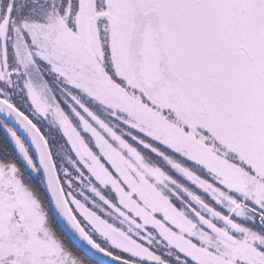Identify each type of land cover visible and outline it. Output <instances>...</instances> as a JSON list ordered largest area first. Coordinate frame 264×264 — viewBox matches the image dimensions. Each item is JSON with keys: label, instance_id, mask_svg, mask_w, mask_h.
<instances>
[{"label": "snow or ice", "instance_id": "1", "mask_svg": "<svg viewBox=\"0 0 264 264\" xmlns=\"http://www.w3.org/2000/svg\"><path fill=\"white\" fill-rule=\"evenodd\" d=\"M0 264H264V0H0Z\"/></svg>", "mask_w": 264, "mask_h": 264}]
</instances>
